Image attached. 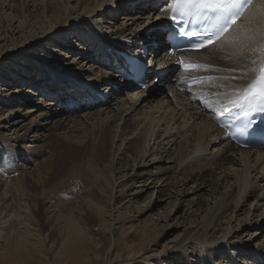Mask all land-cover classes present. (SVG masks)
Here are the masks:
<instances>
[{
  "label": "bare ground",
  "instance_id": "bare-ground-1",
  "mask_svg": "<svg viewBox=\"0 0 264 264\" xmlns=\"http://www.w3.org/2000/svg\"><path fill=\"white\" fill-rule=\"evenodd\" d=\"M27 1L31 8L30 15L26 13V16L21 17L10 15L11 5L8 2L0 3V42H10L0 45V130L11 132L10 137L3 135L0 138L4 148L14 157H19V151L24 148L20 145L30 142L32 145L28 149L34 148L29 150L30 154L36 153V150L41 153L37 144L45 139L44 132L54 127L67 128L70 119L75 116L71 115V111L78 108L79 112H83L75 116L78 118L75 122L81 119V123H86L91 129L79 136V128L74 121L70 122L74 126L68 127V132L74 133L72 138L76 139L72 143L71 137L62 135V144L67 150L72 145L76 146L75 150L84 151L93 161L104 156L108 148L109 166L124 162L122 170L116 169L117 174L119 171L136 170L131 175L120 173L126 177L123 183L117 180L113 172L109 174L113 183L112 192L114 186L121 188L116 198L126 200L128 210L132 202L154 194L162 180L167 181L165 188L168 193L165 196L174 202L167 215L181 208L182 201L179 199L192 194L194 198L191 200L196 201L192 204L195 210L187 205L184 213L186 218L184 216L183 219L194 218L196 211L200 210L198 203L201 197L206 194L209 196L207 214H202L199 219L197 217L196 223L185 222L188 224L185 234L171 241V249L164 247V252H167L163 256L165 260L172 257V261L180 264H264V237L256 246L244 241L246 237L248 241L253 240L264 229V150L237 148L226 139L225 132L213 123L212 115L201 109L211 103L195 106L191 101L192 98L199 101L207 96H215L217 99L212 103H229L230 99L238 96L236 90L254 78L264 60V53L258 46L261 43L259 34L264 32V16L259 10L253 7L237 22L238 34L248 30L247 35L256 37L251 43L245 41L247 47L243 57L234 56L237 49L227 44L221 45L220 41L200 52L184 53L186 63L207 68L206 71L189 75L214 78L187 94L174 91L168 75L160 77L165 71L171 72L173 69L171 62L165 61L167 44L163 36L167 26L162 21L167 13L164 9L160 11L165 5L159 4L160 0ZM153 14L155 21L151 25L154 23L155 27L149 28L148 23ZM146 28L147 31L156 28L148 38H144ZM213 47H220L221 50L214 54L207 53ZM38 49L41 53L37 55ZM144 49L151 53L146 63L150 73L147 90H155L157 85L162 88L150 95L133 85L129 86V81L119 71V67L124 64L122 53L141 55ZM253 60L255 64L251 63ZM253 68L257 71L252 72ZM192 91H196V94L192 95ZM9 104L13 106L6 112L3 105ZM95 106L101 108L88 110ZM110 124L112 129L106 131L105 126ZM118 130L120 133L116 135ZM181 144L186 156L189 153L185 163L190 159L196 162L202 157L206 158L205 155L209 157L206 158L207 162L215 161V166L208 172L207 181L195 180L194 186L188 187L189 191L183 185L175 186L179 184L176 180L178 171L185 165L183 160L177 158V153L181 155ZM49 159L43 165L48 166ZM89 164L93 168L96 163ZM22 166L23 173L30 169L26 165ZM37 172L36 180H40L41 167ZM168 174L171 176L168 177ZM10 176L11 171L6 177L14 179ZM136 179L140 180L139 184L134 187V192H130L133 183H128ZM185 179V182L193 181L192 178ZM175 180L178 184L169 187ZM1 182L0 209L9 214L17 204L11 203L2 191ZM214 186L220 187L217 190L219 193L214 192ZM160 191L162 188L157 190ZM89 199H82L77 210L86 216L82 222L79 221L82 224L92 216L93 204ZM149 204L141 207L140 214L151 209ZM18 205L25 208L26 221L35 223V203L24 201ZM55 216L56 210L46 206L44 218L52 223L51 219H55ZM8 218L10 220V216ZM135 218V215L130 214L126 220L133 221ZM154 230L151 229V234H155ZM76 232L74 230L73 234ZM197 247L200 250L195 255Z\"/></svg>",
  "mask_w": 264,
  "mask_h": 264
},
{
  "label": "rangeland",
  "instance_id": "rangeland-1",
  "mask_svg": "<svg viewBox=\"0 0 264 264\" xmlns=\"http://www.w3.org/2000/svg\"><path fill=\"white\" fill-rule=\"evenodd\" d=\"M1 1L2 3L8 2L9 5H11L10 15H15L16 17L26 16V13L27 15H30L31 8L29 7V2L27 0H0V3ZM154 17L155 14L150 17L148 23L149 28L155 27L154 23L151 25V23L155 21ZM28 18L31 19L30 17ZM160 25L158 24V26ZM155 29L147 31L146 28L144 38H148ZM9 43L10 42H7L6 40L2 43L0 42V45ZM17 44L20 43L18 42ZM7 48H9V46ZM220 50V47H213L211 50L207 51V53L214 54L218 53ZM39 51L40 49L37 50V55L41 53ZM149 53L150 52H147V55L144 54L142 59L146 63L149 61ZM49 59L58 60L52 58ZM60 68L62 67L60 66ZM155 87H157L155 89L156 91L147 90L146 95H150L153 92H157L158 89H162L158 85ZM102 101L105 100L102 99ZM3 106V109L7 112L13 104ZM28 107L30 106L28 105ZM99 108L101 107L95 106L88 110H97ZM78 110V108H75L74 111L72 110L71 115L76 116L83 112L81 110V112H79ZM75 116L70 119V122L77 121L78 118ZM70 122L65 129L51 127V130L44 132L46 140L43 139V141L37 144L41 153H38V150H36V153L30 154L29 150L33 147L28 149L32 144L27 142L20 145L24 148H21V151H19V157H16V155L14 157L13 154L4 148V142L0 139V181H2V191L4 190V193H6L11 203L18 205L20 202L24 201L28 203L34 202L37 209L33 212V215H35L34 219L36 220L35 223H28V221H26L25 208L22 209L19 205H16L14 208L15 211L13 209L9 214L8 211L6 212L0 209V212L3 211V214H0V264H180L172 261V257L169 260L163 258L167 253L164 252V247L171 249V241L178 240L179 237H182L183 234H185L187 230L186 228H188V224L185 222L191 221L196 223L197 217L199 219L202 214H207L206 211L209 207V196L206 194L201 197L202 199H200V203H198V209L200 210L196 211V216L194 218L192 216V218L189 217L186 220L183 219L185 216V210L187 209L185 207L191 206L189 208L195 210V206L193 205L196 201L191 200L194 198V195L192 194H188L189 196L185 195V197H183L184 199H179V201H182L181 208L177 210L174 209L175 212L167 215V213L169 214V209L174 205V202L173 199L170 200L165 196L168 193L166 189L167 187L165 188L167 181L163 182L164 180H162V182L156 186L154 194L150 193L151 195L146 197L143 196L137 202H132L131 207L128 210L126 208L128 205L126 204L127 201L122 200V198L121 200L116 198L119 193L117 191L121 188L114 186L112 192L113 183L109 174L113 172V175L117 180L119 179V181L123 183L124 180H126V177H123V174L127 173V175H131L136 170H127L124 173L123 171H119L123 174H117L116 172L118 170L116 169L122 170V164L124 162H121L114 167L109 166L108 148L105 149V155L96 159V161H93L91 157L86 156L84 151L75 150L76 146L74 145H72L70 150H67L66 146L62 144L64 140H61V137L63 135V137L72 138V136L75 135L74 133L72 134L68 132V127L73 125ZM75 124L79 128V136H83L91 129L86 123L82 124L81 119L80 122H75ZM111 126V124L108 127L105 126L104 129H106V131L112 129ZM119 133L120 131L118 130L116 135H119ZM10 134L11 132L8 133L7 131L0 130V138L4 137L3 135L10 137ZM110 134L111 133L108 135L110 136ZM75 139L76 138H72L71 142L74 143ZM56 140L60 141L56 142ZM80 140H83V138ZM179 146L181 155L180 153H177V158H179L180 161L183 160L185 163V159L188 157L189 153L186 156V151L184 149L185 152L182 151V144ZM175 148L177 149L178 146ZM27 151L29 153H27ZM2 154H4V156H2ZM50 154L51 158L49 159ZM205 157L207 159L209 158L208 155H205ZM2 158H5V160ZM206 158L202 157L196 162H194L193 159H190L191 161H186L185 165H183L178 171L179 175L177 174L178 179L176 180L177 182L179 181V184L176 183L175 180L174 183L171 182L173 185L169 184V187H174L175 184H178L175 186L178 187L183 185V188L189 191L188 187L190 188L191 186H194L193 182L195 180H197V182H200L201 180L207 181L208 172L215 166V161L208 160L207 162ZM47 159H49V164L48 166H45L43 163ZM88 162H95L96 166L94 165L92 168ZM22 165H26L30 168L27 169L28 172H24L27 173L25 175L22 172L24 170V166ZM21 166L22 168H20ZM38 166L39 168L41 167L42 172L40 180H36L38 177ZM16 168L18 170H16ZM75 168H78L79 171ZM94 168L97 170V173ZM10 171L12 172V176L10 177L14 178L12 180H9L6 177ZM170 174H168V177L171 176ZM96 175H99L100 177L98 178ZM204 177H206V179ZM185 178H192L193 181L188 180L186 183ZM139 181L140 180L136 179L133 182L128 183V185L133 183V188L131 187L129 189L130 192L135 191ZM160 184L161 187H159ZM214 187V192L219 193L217 190L220 189V187ZM159 188H162V191L157 192ZM111 196H113V198L110 202ZM215 196H217V194ZM86 198L93 204L91 209L92 216L90 218L88 217L86 221L84 220L85 223L82 224L81 222L86 216L83 215V217L77 210L81 201H83L82 199ZM147 204H149L151 209L146 213L142 212L143 214H140L141 207ZM46 206L56 210L57 216H55V219H51L52 223H49L48 219H45ZM83 208L86 209L85 207ZM6 214H8V216H6ZM130 214L136 216L133 221L126 220V217ZM9 216L10 220L8 218ZM80 220L81 222H79ZM154 222H156L155 225L153 224ZM166 226H169L170 228L167 229ZM30 228H34V230ZM151 229H155V234H151ZM74 230H77L78 233L76 232V234H73ZM147 230L148 232H145ZM263 234L264 229L258 232L253 240L248 241V238L246 237L244 238V241L251 246H256L263 241ZM197 249L195 255L198 253L197 251L200 250L199 247H197ZM191 258L194 259L192 256Z\"/></svg>",
  "mask_w": 264,
  "mask_h": 264
},
{
  "label": "snow or ice",
  "instance_id": "snow-or-ice-1",
  "mask_svg": "<svg viewBox=\"0 0 264 264\" xmlns=\"http://www.w3.org/2000/svg\"><path fill=\"white\" fill-rule=\"evenodd\" d=\"M171 3L172 7L169 11L172 15L170 18L174 22H182L186 16L207 21L208 28L203 31L184 32L181 29L182 35L201 38L200 43L192 45L194 49L205 48L216 41H220L221 45L227 44L229 47L236 48L237 51L233 55L237 57L244 56V49L247 47L245 41L251 43L256 39L255 36L246 34L248 30H242L238 34L237 21L253 7L257 8L260 14L264 16V0H258V3L256 0H171ZM259 38L261 43L258 46L264 53V32L259 34ZM251 51H255V49H251ZM179 63L186 69L204 67L199 64L185 63L183 58ZM251 63L255 64L256 61L253 60ZM251 71L255 72L257 69L253 68ZM259 73L260 75L250 81L247 86L236 90L239 94L235 99L229 100V103L238 108L245 117L250 116L253 112L264 113V64L259 67ZM250 126L251 121L244 125L240 131H246ZM260 131L264 133V129ZM201 247L203 248V245Z\"/></svg>",
  "mask_w": 264,
  "mask_h": 264
},
{
  "label": "water",
  "instance_id": "water-1",
  "mask_svg": "<svg viewBox=\"0 0 264 264\" xmlns=\"http://www.w3.org/2000/svg\"><path fill=\"white\" fill-rule=\"evenodd\" d=\"M163 24H164V26L166 25V26L168 27V24H167V22H163Z\"/></svg>",
  "mask_w": 264,
  "mask_h": 264
}]
</instances>
